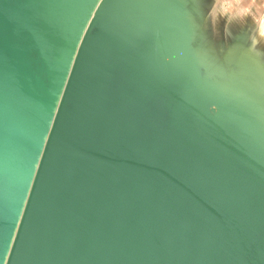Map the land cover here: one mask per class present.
<instances>
[{
    "label": "water",
    "instance_id": "95a60500",
    "mask_svg": "<svg viewBox=\"0 0 264 264\" xmlns=\"http://www.w3.org/2000/svg\"><path fill=\"white\" fill-rule=\"evenodd\" d=\"M199 37L182 0H0V264H264V88Z\"/></svg>",
    "mask_w": 264,
    "mask_h": 264
},
{
    "label": "crops",
    "instance_id": "0c3cea01",
    "mask_svg": "<svg viewBox=\"0 0 264 264\" xmlns=\"http://www.w3.org/2000/svg\"><path fill=\"white\" fill-rule=\"evenodd\" d=\"M182 1L185 9L191 14L192 24L197 27L199 34H202L201 44L198 48V58H202L208 64L216 65L221 59L222 61H225L224 58L230 59L231 53L226 51L227 54L225 55L223 50V44L226 42H248L251 44L252 57H257L255 50H252L257 43H264V0ZM235 3H237L236 9L234 7ZM228 12L229 14L225 15ZM213 27L215 30L211 29ZM253 27L260 29H256V32L253 30L252 32L255 33H252L251 28ZM214 31H217L218 34L220 32V36L217 34L218 37L213 36ZM225 37H229V39L225 40ZM239 51L240 48L236 47L234 56ZM254 75H256V72Z\"/></svg>",
    "mask_w": 264,
    "mask_h": 264
},
{
    "label": "rangeland",
    "instance_id": "374dc122",
    "mask_svg": "<svg viewBox=\"0 0 264 264\" xmlns=\"http://www.w3.org/2000/svg\"><path fill=\"white\" fill-rule=\"evenodd\" d=\"M235 9L237 8V3H235ZM225 9H226V6H225ZM235 11V10H234ZM223 12V11H221ZM229 14L228 13H225V15ZM226 27V26H225ZM224 27V29H225ZM212 30H215V28H211ZM258 30L260 28H251V32L254 30ZM247 31V28L245 29ZM256 32V31H255ZM255 32H252V33H255ZM220 36V32L218 34L217 31H214L213 33V36ZM217 36V37H218ZM215 38V37H214ZM199 39L201 40L202 39V34L200 33V37ZM216 39V38H215ZM219 39V38H217ZM229 37H225V40H228ZM199 40V41H200ZM199 45V42L196 44L195 47H197ZM250 43L248 42H240V43H229V42H226L223 44V50L225 51V55L227 54L226 51H229L231 53L230 55V59H227V60H231L235 54V48L236 47H239L240 48V53H239V61L242 65V68H243V72L244 73H249L252 77L250 79H255L257 80L259 86L261 88H264V43H257L256 44V47L252 50L256 52V55L257 57L256 58H253L252 55H251V48H250ZM220 62V61H218ZM223 70H226V74H216V75H213V80L216 82V83H220V82H225L228 78H230V75L228 76V73H227V69H224L223 67ZM256 72V75L255 72ZM228 77V78H227ZM249 78L250 76H246V78ZM263 83V84H262ZM253 87V86H252ZM251 89V88H250Z\"/></svg>",
    "mask_w": 264,
    "mask_h": 264
}]
</instances>
